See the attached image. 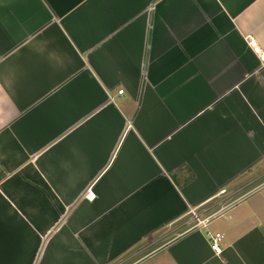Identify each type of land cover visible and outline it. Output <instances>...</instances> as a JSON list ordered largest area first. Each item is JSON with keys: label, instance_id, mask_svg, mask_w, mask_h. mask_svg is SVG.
Masks as SVG:
<instances>
[{"label": "crops", "instance_id": "1", "mask_svg": "<svg viewBox=\"0 0 264 264\" xmlns=\"http://www.w3.org/2000/svg\"><path fill=\"white\" fill-rule=\"evenodd\" d=\"M246 35L264 0H0V264H264Z\"/></svg>", "mask_w": 264, "mask_h": 264}, {"label": "built area", "instance_id": "2", "mask_svg": "<svg viewBox=\"0 0 264 264\" xmlns=\"http://www.w3.org/2000/svg\"><path fill=\"white\" fill-rule=\"evenodd\" d=\"M244 40L248 47L251 49L252 53L258 58L259 62L261 64H264V46L258 44V42L251 35H246L244 37ZM121 93L122 90H119L118 94ZM224 194L225 190H220L214 198L217 200L216 202H213L211 204L198 205L190 208L187 212L185 221L183 222V224L185 226L187 225L188 227L186 231L202 229L208 240L211 250L217 255L222 251L221 246L223 235L219 232L209 229L208 225L210 221L220 216L228 206L238 200H234L227 206H224V204L221 203V196Z\"/></svg>", "mask_w": 264, "mask_h": 264}]
</instances>
